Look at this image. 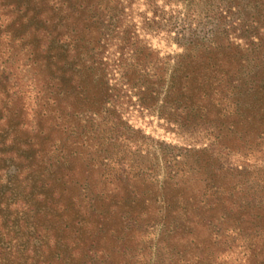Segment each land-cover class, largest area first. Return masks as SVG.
I'll return each instance as SVG.
<instances>
[{"label": "trees", "instance_id": "1", "mask_svg": "<svg viewBox=\"0 0 264 264\" xmlns=\"http://www.w3.org/2000/svg\"><path fill=\"white\" fill-rule=\"evenodd\" d=\"M156 1L143 24L176 45L165 56L134 0H0V264H148L153 230L164 264H186L191 232L264 231V169L239 160L264 145V0ZM11 60L29 71L32 128ZM129 108L207 143L146 137Z\"/></svg>", "mask_w": 264, "mask_h": 264}, {"label": "rangeland", "instance_id": "2", "mask_svg": "<svg viewBox=\"0 0 264 264\" xmlns=\"http://www.w3.org/2000/svg\"><path fill=\"white\" fill-rule=\"evenodd\" d=\"M152 0H134L131 7L127 8L126 13L130 16L131 21L136 24L137 32L148 45L156 49L161 56L167 54H173L178 51V48L174 43L170 41L167 34L154 33L151 29L146 28V19L151 18V2ZM216 1L212 4L214 5ZM156 4L163 7V10L170 12V10H183V5H163L160 0L156 1ZM202 8V4L199 5ZM146 26V27H145ZM170 35V34H169ZM171 36V35H170ZM3 76L5 79L13 85V88L23 87L25 91L24 104L27 110L26 126L32 128L33 126V106H34V93L28 83L29 71L23 65L22 62L11 60L4 64L2 68ZM125 118L128 124L135 129H139L146 137L155 139L175 145L178 147L192 146L201 148L207 140L204 138H195L197 136L187 137L185 135L178 134L171 131L170 127L166 125L163 120H159L154 114L146 111H142L136 108H129L125 114ZM172 129V128H171ZM173 130V129H172ZM152 150V148H145ZM243 153L235 152L234 157ZM244 157V158H243ZM239 160H244V165H248L247 168L260 170L264 169V145L255 148L253 153L244 154ZM241 164V162H238ZM251 224L245 222L241 225L235 223L234 226L227 227L226 225H218L211 228L199 229L196 232H191L186 237L189 239V243L185 246L183 251L181 248L174 247V251L181 250L182 252L178 256L181 257V263L186 264H199L207 263L206 259L210 261V264H263L264 263V231L258 227L253 228ZM158 231L153 230L149 235V239H152L153 243H150L146 254L150 255L147 259L148 264H154L157 260V254H160V261L162 264L168 261L167 251L159 253L156 250V244H154L157 238ZM151 237V238H150ZM151 241V242H152ZM167 249H170L168 247ZM184 254V256H183ZM179 257V258H180Z\"/></svg>", "mask_w": 264, "mask_h": 264}]
</instances>
